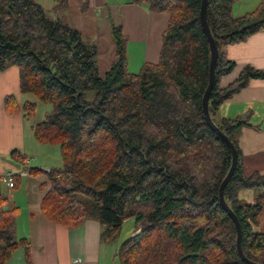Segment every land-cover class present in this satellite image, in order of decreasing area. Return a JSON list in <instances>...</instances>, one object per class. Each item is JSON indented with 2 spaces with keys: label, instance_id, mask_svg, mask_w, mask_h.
Masks as SVG:
<instances>
[{
  "label": "trees",
  "instance_id": "trees-1",
  "mask_svg": "<svg viewBox=\"0 0 264 264\" xmlns=\"http://www.w3.org/2000/svg\"><path fill=\"white\" fill-rule=\"evenodd\" d=\"M237 1H207V25L218 50L208 110L237 153L224 199L240 224L241 250L264 264V233L252 230L264 193L251 205L238 199L242 189H264V176L243 175L237 134L244 120L214 118L249 81L264 79L263 71L245 66L235 81L220 85L235 67L227 46L264 31V0L251 13L234 17ZM132 3L169 15L157 63L129 72L128 40L111 24L115 57L100 78L96 46L62 17L51 18L34 0H0V72L16 66L20 93L51 107L32 134L36 142L60 150L62 166L46 173L49 190L41 213L69 228L97 219L103 244L115 242L123 223L134 219L138 230L118 246V264H244L234 224L218 202L231 154L204 122L201 108L210 60L199 22L201 0ZM66 7L67 0H55L57 14ZM35 109L32 102L20 107L27 120ZM10 157L30 174L40 173L28 168L18 151ZM19 185L15 176L12 190ZM6 203L0 195V264L18 248L29 262V242L15 236L18 209Z\"/></svg>",
  "mask_w": 264,
  "mask_h": 264
},
{
  "label": "crops",
  "instance_id": "crops-1",
  "mask_svg": "<svg viewBox=\"0 0 264 264\" xmlns=\"http://www.w3.org/2000/svg\"><path fill=\"white\" fill-rule=\"evenodd\" d=\"M34 1L51 18L62 17L80 32L85 42L94 44L97 57L102 39L107 34L111 35L113 24L121 27L128 40L129 72L130 66L140 69L144 63H157L161 34L167 26L168 14L151 13L145 7L132 3V0H67L66 9L57 14L54 10L55 0ZM260 2L239 0L233 5L232 14L234 17L244 16L254 11ZM107 40L104 60L109 69L115 57V45L113 38L111 41L107 37ZM226 56L234 62L235 67L221 79V87L235 81L245 66L264 72V31L248 37L242 43L227 46ZM8 97L13 98L9 103L15 102V106L5 104ZM24 102H30L29 96L20 93L18 68L10 66L0 72V191L5 187L9 194L5 196L0 192V195L7 198L9 208L18 209L15 236L26 239L30 249L29 262L23 248H18L5 264H115L117 248L101 242L103 228L97 219L88 218L80 225L69 228L51 222L41 213V200L49 190L46 172L42 169L50 170L51 164L47 160L50 145L34 140L32 127L35 124L20 111ZM214 118L244 120L245 126L237 134L243 175L264 176V79L249 81L245 88L218 108ZM12 151L26 157L27 167L36 168L40 173L30 174L27 169L15 164L10 157ZM9 170L20 181L16 190L1 183V176ZM262 193L264 189H242L238 192V199L251 205ZM252 230L264 233V207L257 215Z\"/></svg>",
  "mask_w": 264,
  "mask_h": 264
},
{
  "label": "water",
  "instance_id": "water-1",
  "mask_svg": "<svg viewBox=\"0 0 264 264\" xmlns=\"http://www.w3.org/2000/svg\"><path fill=\"white\" fill-rule=\"evenodd\" d=\"M207 1L208 0H201L200 4V10H199V22L200 26L202 29L203 34L205 35L207 41H208V46H209V51H210V60H209V65H208V82L207 86L205 88V91L202 96L201 100V108H202V114H203V119L206 125L209 127L211 131H213L222 141L223 143L227 146V148L230 151L231 154V165L229 168L228 173L220 183L219 189H218V202L222 209L226 212L228 217L231 219L232 223L234 224L235 232H236V239H235V247H236V252L239 257V259L244 263V264H256L249 259H247L242 250H241V229H240V224L231 211V209L228 207V205L225 202L224 199V188L227 185L228 181L230 180L237 164V153L236 150L233 146V144L229 141V139L215 126L213 121L210 118L209 115V110H208V101H209V95L210 92L213 89L214 86V79H215V64L217 62L218 58V50L215 44V41L210 33V30L207 25V20H206V9H207ZM44 172L48 173L49 170L47 169H42Z\"/></svg>",
  "mask_w": 264,
  "mask_h": 264
},
{
  "label": "rangeland",
  "instance_id": "rangeland-1",
  "mask_svg": "<svg viewBox=\"0 0 264 264\" xmlns=\"http://www.w3.org/2000/svg\"><path fill=\"white\" fill-rule=\"evenodd\" d=\"M107 37H110L111 41H112V36L110 34H109V36L107 34L106 38L104 37L102 39L101 43H103V44L100 45V47H99L100 50H99L98 57H97L98 61H99L98 72H99V77L100 78H102L104 76L105 72L108 70L107 69L108 65H106L107 62L104 60L105 54H106L107 45H108ZM138 69H139V67H135V66H130L129 67L130 72H133V73L137 72ZM28 96H29L30 102L36 104L35 113H34L33 117L29 119V121L31 123H33V124H37V123H39V122H41L43 120L44 114L46 112H49L51 110V107L49 105H45V104H42V103L38 102V100L36 98H34L33 96H31V95H28ZM86 96H87L86 98L88 100H91L92 97H93V92H88L86 94ZM49 147H50L49 148L50 150L48 152L47 160H48L49 164H51V165H49L50 169H52V168H60L62 166V162H61L60 150H59L58 146H53L52 145V146H49ZM1 190H2V191H0L1 194H4L5 196L9 195V194H7V191H8L7 188L2 187ZM137 230H138L137 229V225L134 222V219L126 220L123 223V225H122V227L120 229V233H119V236H118L117 240H115V242L111 243V245H114L116 248H118V246L123 241H125L127 238L132 236ZM115 264H118V260L116 258V253H115Z\"/></svg>",
  "mask_w": 264,
  "mask_h": 264
},
{
  "label": "built area",
  "instance_id": "built-area-1",
  "mask_svg": "<svg viewBox=\"0 0 264 264\" xmlns=\"http://www.w3.org/2000/svg\"><path fill=\"white\" fill-rule=\"evenodd\" d=\"M14 178L15 174L12 171H6L2 176H1V183L6 185L8 188H13L14 185Z\"/></svg>",
  "mask_w": 264,
  "mask_h": 264
}]
</instances>
